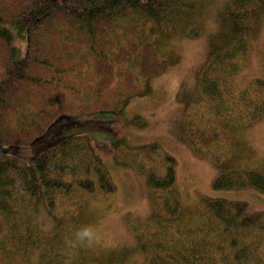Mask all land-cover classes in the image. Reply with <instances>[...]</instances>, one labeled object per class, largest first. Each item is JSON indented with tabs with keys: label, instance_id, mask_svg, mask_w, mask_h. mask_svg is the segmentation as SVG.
Here are the masks:
<instances>
[{
	"label": "trees",
	"instance_id": "trees-1",
	"mask_svg": "<svg viewBox=\"0 0 264 264\" xmlns=\"http://www.w3.org/2000/svg\"><path fill=\"white\" fill-rule=\"evenodd\" d=\"M263 24L264 0H0V264H264L263 211L198 193L185 202L176 159L125 136L113 161L143 177L150 212L127 216L131 245H92L117 185L76 133L106 128L89 116L122 115L149 94L176 61L164 50L172 40L207 36L194 86L179 90L181 138L215 168L214 190L264 194V156L243 146L264 118V79L239 83ZM36 144L29 167L17 149Z\"/></svg>",
	"mask_w": 264,
	"mask_h": 264
},
{
	"label": "rangeland",
	"instance_id": "rangeland-1",
	"mask_svg": "<svg viewBox=\"0 0 264 264\" xmlns=\"http://www.w3.org/2000/svg\"><path fill=\"white\" fill-rule=\"evenodd\" d=\"M213 11L214 9L212 15ZM207 28L208 32H211L215 25L210 21ZM205 37L207 36L172 40L164 50L168 55L174 54L176 61L169 63L161 75L153 78L152 91L149 94L132 98L122 115L110 113L89 116L94 120L103 121L102 125L106 128L102 129L98 125V128H94L90 133L76 132L89 135L97 155L110 167L117 185L114 194L100 201V209L97 210L99 218L89 233L90 242L95 247L131 245L133 238L126 224L127 216L145 218L150 212L143 177L132 168L117 167L113 161V143L120 136L127 137L134 144L154 141L162 144L177 161L178 186L185 202H193L198 193L228 201H243L252 210L264 212V194L253 189L214 190L212 181L216 175L215 168L205 159L196 156L181 138L180 125L184 107L178 97L179 90L184 84H187L188 88L193 87L196 82L198 71L207 57L208 41ZM254 78L264 79V24L255 41L248 67L240 75L239 83L246 85ZM136 116L146 120L145 127L132 123ZM244 137L246 144L243 146L248 148L249 153L257 155L258 160L263 157L264 118L250 127ZM41 146H22L24 148L17 149L21 158L17 157L31 167V155ZM40 220L44 228L50 225L43 214ZM261 256L264 260V244Z\"/></svg>",
	"mask_w": 264,
	"mask_h": 264
}]
</instances>
